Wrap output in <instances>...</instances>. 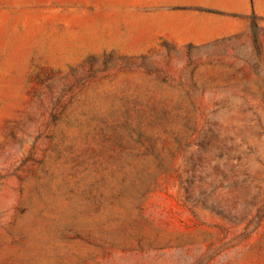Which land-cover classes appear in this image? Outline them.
<instances>
[{
  "label": "rangeland",
  "instance_id": "1",
  "mask_svg": "<svg viewBox=\"0 0 264 264\" xmlns=\"http://www.w3.org/2000/svg\"><path fill=\"white\" fill-rule=\"evenodd\" d=\"M0 264H264V0H0Z\"/></svg>",
  "mask_w": 264,
  "mask_h": 264
}]
</instances>
